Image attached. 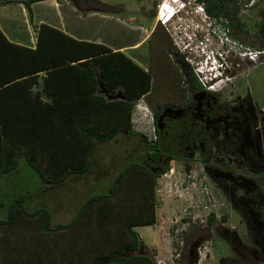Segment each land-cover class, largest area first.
Returning <instances> with one entry per match:
<instances>
[{"label": "trees", "instance_id": "obj_1", "mask_svg": "<svg viewBox=\"0 0 264 264\" xmlns=\"http://www.w3.org/2000/svg\"><path fill=\"white\" fill-rule=\"evenodd\" d=\"M10 1L23 2L31 18L30 3L35 0H0V3ZM235 1L203 0L204 11L211 17L229 16ZM160 25L156 22V26ZM36 32L34 47H27L7 40L0 31V175L14 168L18 156L23 154L29 163H39L42 178L55 182L65 172L86 171L97 143L122 129H127L128 134L135 133L131 129V109L134 101L150 89L151 76L120 49L75 39L43 22ZM160 38L158 42L162 45L164 40ZM39 71L44 74L40 76ZM58 76H67L65 84L57 86L54 80ZM115 92L121 96L107 98L106 94ZM157 145V142L146 145L145 149L151 150L150 158ZM148 163L127 162L111 179L106 191L89 195L69 222L51 228L49 210L41 207L26 211L21 200L10 201L4 217H0V254L5 252L4 237L9 236V243L17 242L11 237L12 229L17 224L35 221L36 216L41 218L36 223L41 229L38 242L42 253L38 258L32 257L33 254L26 256L22 264H46L52 251L62 258L63 264H84L91 246L96 251L95 264H149V256L141 252L121 255L124 250L137 249L141 243L132 226L153 223L155 218V178L166 164L154 172ZM206 218L211 221L213 213L209 212ZM81 225L85 226L84 243L64 250L68 242L73 243L75 229ZM58 228L62 229L59 234L47 232L50 229L58 232ZM116 230L119 239L115 244L97 247V239H111ZM15 248L11 252L17 255L21 248ZM71 251L76 253L66 254Z\"/></svg>", "mask_w": 264, "mask_h": 264}, {"label": "rangeland", "instance_id": "obj_2", "mask_svg": "<svg viewBox=\"0 0 264 264\" xmlns=\"http://www.w3.org/2000/svg\"><path fill=\"white\" fill-rule=\"evenodd\" d=\"M75 1L78 2V5L84 4L81 0ZM103 1L101 3L105 4L104 9L116 11L124 19L128 14L133 15L136 18L131 20L133 23L149 24L151 17L155 15V4L158 0ZM82 5L80 6L82 7ZM87 5L98 7L94 0L87 2ZM232 7L234 9L232 13L229 12V16L219 14L216 17H211L207 13L195 10L194 5L187 4L165 22L164 30L167 32L175 52L171 54L168 52L169 56H166L168 76L170 79L174 76L181 81L185 78L189 80L193 78L205 89L218 90L225 96H230L233 92L246 88L248 93L252 94L259 103H263L261 98L264 97V0H256L251 5L236 0ZM110 26L113 28L114 24H110ZM132 35L133 33H127L125 27H122V42L131 41ZM146 47V42L137 45V49L142 52V57L138 59H141L140 64L144 67H147L148 64ZM164 48L167 51V46ZM137 49L134 51L127 50L128 54H135ZM241 50L245 51L241 53ZM214 52L220 53L219 64L222 69L217 72L202 70L204 66L200 67V64L205 58V54L210 56L207 60V63H210ZM164 55H166L165 52ZM177 61L181 62V67ZM211 71L214 74L207 78L203 76ZM151 73L155 76L158 75L153 65ZM158 77L160 80L164 79L161 76ZM206 83L208 87L205 86ZM210 84L211 87H209ZM188 85L190 84L188 83ZM131 110L132 116H137L136 119L130 120L131 129L135 133L128 134L127 129H122L113 137L97 143L90 155L92 162L89 164V174L86 175L88 180H84L83 183L72 184V182H67L70 180L68 175L71 172H65L59 179V181L66 179L65 181H48L40 176L38 162L29 163L23 154L19 155L14 168L0 175V217L6 213L5 207L10 201L19 199L26 211H33L41 207L49 210V226L51 228L53 226L52 212H62L64 216L69 209L75 211L76 207L79 208L80 202L92 193L106 191L104 185H109L116 171L120 170L128 160H134L136 155L144 151L142 134L147 138L153 136L150 116L144 102L141 100L134 101ZM131 114L130 118L132 117ZM194 156L188 157L187 162L170 160L166 163V170L157 174L153 195L154 221L149 224L132 226L138 236L142 238H140L141 243L137 249L133 251L124 250L123 254L141 252L149 256V264H190L186 259L189 248L187 239L192 235V229L202 225V220L208 212L213 211L216 214L219 212L213 210L214 207L219 208L212 198V186L197 160L193 159ZM99 169L105 172L114 170L111 174L102 176L104 185L93 183L94 180L98 182L97 173L100 172ZM75 179L79 180L77 177ZM57 182L60 183L61 188L57 189ZM63 190H65V195L57 198V193L63 195L61 193ZM57 205L62 208L60 209ZM219 210H223L224 213L227 212L225 208ZM95 214L96 212L93 211L92 215L95 216ZM40 219L35 216V221L17 224L14 230L11 228V237L12 239L13 237L16 238L17 242L9 243L10 230L6 232L8 237H4L2 247L5 252L3 255L0 254V264H22L23 259L25 260V257L30 254L36 258L41 255L42 251H39L38 242L41 229L39 223H36V221H41ZM109 227L112 226L109 225ZM235 230L238 234L242 231L238 230L236 224ZM47 232L51 235L59 234L52 229ZM94 236L95 234L89 238ZM118 239L116 230L111 239L105 237L97 239V247H106L112 242L115 244ZM215 239L218 238L212 233L210 240L202 243L204 246L199 248L198 253V256L201 257L199 264H214L215 260L212 253L217 244ZM73 246L77 245L68 242L64 250L68 251ZM19 247L21 249H18L17 255L11 252L12 249ZM41 247L42 241L40 240ZM91 248L86 253L87 256L84 255L86 257L84 264H95L93 253L96 251L93 250L92 246ZM226 251H229L228 248ZM203 252H205L204 257H202ZM70 253L72 255L76 252H66L67 255ZM13 258L16 260H12ZM61 259L57 258L55 251H52L50 258L46 260V264L65 263L60 261Z\"/></svg>", "mask_w": 264, "mask_h": 264}, {"label": "flooded vegetation", "instance_id": "obj_3", "mask_svg": "<svg viewBox=\"0 0 264 264\" xmlns=\"http://www.w3.org/2000/svg\"><path fill=\"white\" fill-rule=\"evenodd\" d=\"M160 26L155 23L140 42H146L147 67L137 59L142 57L138 49L134 59L129 56L151 76L150 89L136 100L144 102L153 130L152 137L142 134L144 151L132 161L149 162L154 171L170 160L187 162L195 155L193 159L210 181L214 202L226 209L225 214L214 207L219 212L212 211V220L205 216L202 225L192 229L187 239L188 263L201 262L199 248L214 233L218 238L214 264H264V97L259 103L246 88L225 96L205 89L193 78L170 79L165 60L168 52H175L164 25ZM152 65L157 76L151 73ZM154 142L158 145L150 158L151 150L145 148Z\"/></svg>", "mask_w": 264, "mask_h": 264}, {"label": "crops", "instance_id": "obj_4", "mask_svg": "<svg viewBox=\"0 0 264 264\" xmlns=\"http://www.w3.org/2000/svg\"><path fill=\"white\" fill-rule=\"evenodd\" d=\"M81 1L82 3H84L83 5L80 4L82 5V7L77 4L78 2H73L72 0L32 1L30 3L31 18H29L27 9L24 3L21 1L0 3V31L3 33L7 40L13 43L27 47H34L36 41L37 26L40 22H43L61 30L65 34L75 39L101 42L111 49H120L134 59L139 51L137 50L135 54H128L127 50L134 51L137 49V45L142 41L145 34H148V32L156 23L154 16L151 17V21L149 24L141 22L133 23L131 20L136 19L133 15L128 14L126 19H124L120 13L104 9L105 4L101 3L104 2L103 0H94L96 1V4H98V7L87 5V2H90L92 0ZM110 24H114V27L111 28ZM123 26L125 27L127 33H133L131 41L122 42ZM38 74L41 76L44 74V72L39 71ZM66 77L67 76L55 77L54 82H57V86H61V84H65V81H67ZM38 80L40 82L39 78ZM39 82L36 85L37 89H39L40 86ZM54 86L56 87V84H54ZM42 99H45V97H42ZM88 169L86 171H80L78 173H71V177L70 175H68L70 180L67 182H72L73 184L78 182L83 183L84 180H88V176H86L89 174ZM99 171L100 172L97 173V176H99L98 182L97 180H94L93 182L99 185H104L102 181L103 175L107 176V174H111L112 172H114V170H108L107 172H105L102 169H99ZM91 173L92 172L90 170V174ZM75 177H77L80 181L75 179ZM65 180L66 179H62L61 181ZM59 182H57V189L61 188ZM104 186L106 190L108 188L107 184ZM61 193H63V195L57 193V198H59V196H64L65 190H63V192ZM84 200L85 199H83L79 205H81ZM57 207L60 206L57 205ZM61 208L62 207H60V209ZM77 208L78 207H76L75 211L72 209H69V212L66 211L64 215L66 216L65 218L62 212H52V225L69 222L72 216L75 215ZM2 217H4V214ZM84 229L85 226L83 225L75 229L77 231H75L76 237H74L73 244L80 245L84 243ZM59 230L62 229L58 228V232Z\"/></svg>", "mask_w": 264, "mask_h": 264}, {"label": "built area", "instance_id": "obj_5", "mask_svg": "<svg viewBox=\"0 0 264 264\" xmlns=\"http://www.w3.org/2000/svg\"><path fill=\"white\" fill-rule=\"evenodd\" d=\"M239 1L246 5H251L254 2H256V0H239ZM170 2H173L175 7H173V5H171ZM187 4H192L194 5L195 10H200L202 13H206L204 11L203 0H158L155 4L156 9H155L154 19L156 22H159L160 24L164 25L165 22L168 21L169 17H167V15L169 14V11L172 8L174 9L183 8ZM209 87H211V84ZM131 113H132V110H131ZM136 118L137 116L136 117L132 116L130 120H134Z\"/></svg>", "mask_w": 264, "mask_h": 264}, {"label": "clouds", "instance_id": "obj_6", "mask_svg": "<svg viewBox=\"0 0 264 264\" xmlns=\"http://www.w3.org/2000/svg\"><path fill=\"white\" fill-rule=\"evenodd\" d=\"M171 5H173V7H175V5L173 4V2H170ZM180 9L182 8H172L170 11H169V14L167 15V17L171 18V16H173L175 13H177ZM245 50H241V53H243ZM205 58L203 59L202 63L200 64V67L204 66L202 68V70L204 71H210V70H213L215 72H217L218 70L222 69V67L220 66L219 64V60L221 58L220 56V53L219 52H214V54H212V59H211V62L210 63H207V60L208 58L210 57L208 54H205L204 56ZM207 63V64H206ZM199 67V68H200ZM220 73V72H218ZM214 74L212 71L211 72H208V73H205L203 76L205 78L209 77L210 75Z\"/></svg>", "mask_w": 264, "mask_h": 264}, {"label": "water", "instance_id": "obj_7", "mask_svg": "<svg viewBox=\"0 0 264 264\" xmlns=\"http://www.w3.org/2000/svg\"><path fill=\"white\" fill-rule=\"evenodd\" d=\"M106 96H107V98H116V97H120L121 94L119 92H115L112 94H106ZM138 245H140V243H138ZM121 255H126V254L121 253Z\"/></svg>", "mask_w": 264, "mask_h": 264}, {"label": "bare ground", "instance_id": "obj_8", "mask_svg": "<svg viewBox=\"0 0 264 264\" xmlns=\"http://www.w3.org/2000/svg\"><path fill=\"white\" fill-rule=\"evenodd\" d=\"M170 18H168V20H169ZM198 71H199V73L201 72V70H200V68L198 69Z\"/></svg>", "mask_w": 264, "mask_h": 264}]
</instances>
